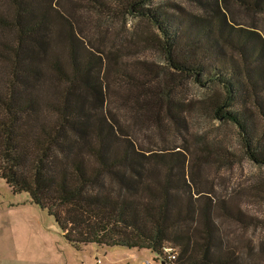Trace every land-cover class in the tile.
I'll use <instances>...</instances> for the list:
<instances>
[{
	"label": "trees",
	"instance_id": "1",
	"mask_svg": "<svg viewBox=\"0 0 264 264\" xmlns=\"http://www.w3.org/2000/svg\"><path fill=\"white\" fill-rule=\"evenodd\" d=\"M80 1L100 16L146 19L159 34L163 81L148 85L155 69L143 80L119 69L138 89L127 98H170L186 79L214 87L202 107L231 123L245 155L264 166V37L226 11L233 2L264 13V0H184L203 14L175 1ZM73 13L60 0H0V178L45 208L76 248H145L162 264H239L216 217L243 225L250 218L201 190L184 156L137 146L107 106L114 53L97 52Z\"/></svg>",
	"mask_w": 264,
	"mask_h": 264
},
{
	"label": "rangeland",
	"instance_id": "2",
	"mask_svg": "<svg viewBox=\"0 0 264 264\" xmlns=\"http://www.w3.org/2000/svg\"><path fill=\"white\" fill-rule=\"evenodd\" d=\"M172 1L203 14L184 0H153L158 5ZM60 2L71 4L81 33L97 52L114 53L115 70L109 72L108 78L107 106L111 114L127 128L141 150L166 157L184 156L195 165V181L201 190L209 191L217 202L239 210L246 220L250 218L243 225L216 217L221 232L237 250L239 264H264V166L245 155L231 123L211 118L202 107L200 99L214 87L205 88L186 79L173 89L170 98L163 94L143 95L144 100L138 99L135 105L126 96L134 98L137 87L120 80L118 72L123 69L124 74L127 70L143 80L145 70L155 69L158 75L147 76L146 82L155 85L163 81L161 72L167 67L156 28L135 15L100 16L80 0ZM226 11L239 25L253 27L264 37V13L247 11L233 2ZM140 103L146 105L141 108ZM169 110L177 120L172 119ZM231 159L234 160L229 162ZM144 260L162 264L156 254L145 248L95 243L74 247L45 208L32 203L26 192L12 193L0 178V264H144Z\"/></svg>",
	"mask_w": 264,
	"mask_h": 264
},
{
	"label": "built area",
	"instance_id": "3",
	"mask_svg": "<svg viewBox=\"0 0 264 264\" xmlns=\"http://www.w3.org/2000/svg\"><path fill=\"white\" fill-rule=\"evenodd\" d=\"M163 252H164V255L166 257V259L170 262L174 261L175 258H176V252L174 250V248H172L171 246H164L163 247ZM144 264H152V262L150 260H144L143 262Z\"/></svg>",
	"mask_w": 264,
	"mask_h": 264
},
{
	"label": "crops",
	"instance_id": "4",
	"mask_svg": "<svg viewBox=\"0 0 264 264\" xmlns=\"http://www.w3.org/2000/svg\"><path fill=\"white\" fill-rule=\"evenodd\" d=\"M148 250V249H147ZM157 258V257H156Z\"/></svg>",
	"mask_w": 264,
	"mask_h": 264
}]
</instances>
